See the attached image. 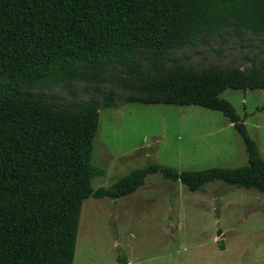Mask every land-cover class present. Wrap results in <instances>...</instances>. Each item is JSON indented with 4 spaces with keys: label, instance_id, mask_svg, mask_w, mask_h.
<instances>
[{
    "label": "trees",
    "instance_id": "trees-1",
    "mask_svg": "<svg viewBox=\"0 0 264 264\" xmlns=\"http://www.w3.org/2000/svg\"><path fill=\"white\" fill-rule=\"evenodd\" d=\"M227 33L264 40V0H0V78L14 80L0 91V264H73L83 202L130 196L150 175L193 193L213 182L264 193V160L245 117L220 98L228 89L264 91V62L244 70L163 65L170 50ZM143 49L154 58L145 92L220 112L240 135L247 166L179 172L149 164L94 191L92 180L105 174L91 163L96 104L66 119L19 98L24 79L97 84L121 66L143 77ZM102 107L115 108L111 94Z\"/></svg>",
    "mask_w": 264,
    "mask_h": 264
},
{
    "label": "rangeland",
    "instance_id": "rangeland-1",
    "mask_svg": "<svg viewBox=\"0 0 264 264\" xmlns=\"http://www.w3.org/2000/svg\"><path fill=\"white\" fill-rule=\"evenodd\" d=\"M175 60L197 71L210 65L244 70L264 62V40L249 33L222 34L170 50L164 68ZM153 61V53L143 49L136 59L143 77L134 66H121L101 74L97 84L20 81V100L40 103L66 119L81 117L87 104H96L99 126L91 163L105 174L92 180L94 191L149 164L179 172L247 166L245 145L220 112L145 92ZM12 81L0 78V91ZM108 94L113 109L102 107ZM220 98L245 117L264 160V91L228 89ZM122 263L264 264V193L221 182L193 193L150 175L130 196L89 197L81 208L73 264Z\"/></svg>",
    "mask_w": 264,
    "mask_h": 264
}]
</instances>
